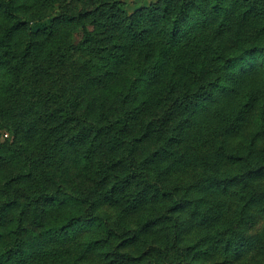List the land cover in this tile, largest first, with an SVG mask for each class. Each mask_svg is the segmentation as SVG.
Returning a JSON list of instances; mask_svg holds the SVG:
<instances>
[{
  "label": "clouds",
  "instance_id": "obj_1",
  "mask_svg": "<svg viewBox=\"0 0 264 264\" xmlns=\"http://www.w3.org/2000/svg\"><path fill=\"white\" fill-rule=\"evenodd\" d=\"M0 264H264V0H0Z\"/></svg>",
  "mask_w": 264,
  "mask_h": 264
}]
</instances>
